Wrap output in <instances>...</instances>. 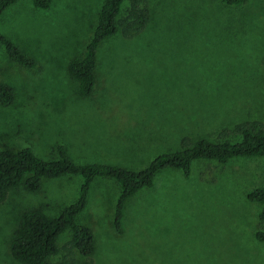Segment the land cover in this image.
Returning a JSON list of instances; mask_svg holds the SVG:
<instances>
[{
  "label": "rangeland",
  "instance_id": "obj_1",
  "mask_svg": "<svg viewBox=\"0 0 264 264\" xmlns=\"http://www.w3.org/2000/svg\"><path fill=\"white\" fill-rule=\"evenodd\" d=\"M102 2L51 0L39 10L16 0L2 13L0 35L35 66L11 62L0 45V82L14 93L0 105V150L29 148L55 161L62 146L74 164L138 172L198 140L234 143L236 125L264 127V0H138L144 28L98 47L95 86L81 98L66 67L82 54ZM263 178L264 156L194 161L186 176L157 172L150 188L127 199L118 228V187L95 179L74 222L91 232V264H264V244L254 238L259 206L246 199ZM80 182L63 176L34 193L8 191L0 204V264H18L8 243L21 214L57 217Z\"/></svg>",
  "mask_w": 264,
  "mask_h": 264
},
{
  "label": "trees",
  "instance_id": "obj_2",
  "mask_svg": "<svg viewBox=\"0 0 264 264\" xmlns=\"http://www.w3.org/2000/svg\"><path fill=\"white\" fill-rule=\"evenodd\" d=\"M34 9H48L51 0H29ZM103 0L98 10L95 26L82 54L71 59L66 67L68 76L77 83L81 98L90 96L95 86V69L98 47L108 38L119 35L129 40L142 31L147 21V12L138 9V0ZM128 1V0H127ZM246 0H221L226 6H240ZM16 0H0V16ZM0 45L11 62L26 68L35 63L23 55L10 41L0 35ZM264 64V61H263ZM11 87L0 82V105L12 102ZM238 141L198 140L184 145L180 151L160 154L138 172H131L106 164L77 165L71 162L62 146L56 147L57 160L43 161L29 148L0 150V204L6 200L9 190L21 187L29 193L36 192L42 181L63 176H79L81 179L77 198L64 207L55 218H50L38 209L21 214L8 243L11 259L18 264H91L94 250L89 229L74 222L76 215L85 206L88 189L95 179L112 180L118 187L113 222L118 228L121 210L127 199L142 188L152 186L157 172L175 169L186 176L194 161L206 160L225 164L230 159L264 156V127L258 123L240 124L233 128ZM247 201L257 204V226L254 238L264 244V178L259 187L246 194ZM69 231L68 240L57 246V240Z\"/></svg>",
  "mask_w": 264,
  "mask_h": 264
}]
</instances>
